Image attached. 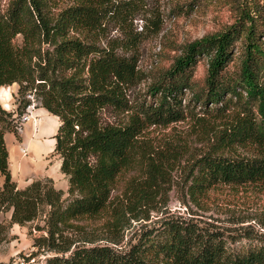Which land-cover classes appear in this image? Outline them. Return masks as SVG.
Listing matches in <instances>:
<instances>
[{
  "label": "trees",
  "instance_id": "1",
  "mask_svg": "<svg viewBox=\"0 0 264 264\" xmlns=\"http://www.w3.org/2000/svg\"><path fill=\"white\" fill-rule=\"evenodd\" d=\"M60 1L67 0H13L6 13L0 10V87L19 84L17 109L0 103V215L10 213L0 221V244L15 224L44 217L39 229L45 234L34 238L31 256L48 255L45 264H264V233L236 250L224 233L182 217H165L145 228L125 249L64 233L77 222L98 218L122 226L128 213H140L154 187L153 176L125 193V206L115 194L120 176L137 158L139 135L148 125L180 120L186 111L199 120V103L216 119L234 113L216 138L219 150L254 147L258 155L207 152L196 161L193 191L205 193L221 183L264 185V0H244L237 22L186 45L154 81L157 103L135 109L126 98L127 87L136 80L135 64L84 35L101 25L111 0H68L56 13ZM239 42L242 60L238 75H231L228 66ZM201 56L208 57L209 66L205 89L197 91L192 72ZM184 90L192 93L187 106L181 99ZM29 94L60 119L53 153L62 160L67 191L51 177L25 188L12 177L5 135L19 137L15 119L31 103ZM106 109L117 115L134 111L127 122L106 121Z\"/></svg>",
  "mask_w": 264,
  "mask_h": 264
},
{
  "label": "rangeland",
  "instance_id": "2",
  "mask_svg": "<svg viewBox=\"0 0 264 264\" xmlns=\"http://www.w3.org/2000/svg\"><path fill=\"white\" fill-rule=\"evenodd\" d=\"M12 1L0 0L2 13H6ZM70 2H58L54 11L59 13ZM243 2L244 0H111L104 11L101 25L94 32H85L84 35L96 41L100 47L114 49L135 64L136 80L126 89V98L135 109L142 104H156L158 93L152 92L154 81L172 66L186 45L205 35L223 31L237 22L239 6ZM15 41L21 44L22 37L17 36ZM241 60L242 46L239 42L235 47L234 60L228 66L231 75H238ZM208 66L206 56L199 57L194 66L192 82L197 91L205 89ZM183 93L182 103L187 106L192 93L187 90ZM37 102L38 107L40 103L38 100ZM204 109L202 103L196 105L199 120L186 111L180 120L148 125L139 135L137 158L120 176L115 194L116 201L125 206L128 202L125 193L130 192L131 187L144 186L145 180L153 176L151 183L154 187L140 213L136 216L128 213L122 226H112L108 218L77 222V227L68 228L65 235L74 239L79 236L95 239L94 244L110 243L125 249L145 228L158 224L165 217L174 216L194 220L202 226L224 233L228 246L232 249L239 250L256 243L255 235L264 233V185L221 183L205 193L193 191L191 175L194 174L196 161L207 152L218 151L228 157L258 155L254 147H228L219 150L216 138L225 127L226 119L229 120L234 113L231 110L224 117L216 119L210 117ZM133 111L117 115L112 109H106L103 119L127 122ZM56 128L58 129V123L53 119L49 120L46 132L51 133ZM16 132L20 139L22 133ZM52 147L53 139H46L45 148L49 150ZM22 148L27 149V143ZM25 151L24 156L34 153L33 150ZM55 155L57 154L46 157L50 159V164H55L59 159ZM0 181H3L2 175ZM9 217L10 213L1 214L0 221ZM44 225V217L24 226L15 224L8 238L0 244V264H45L48 255L44 254L35 255L30 262H26L34 251V238L45 234L44 229H39ZM116 233H119L118 236H115ZM111 238L119 242L114 244L110 242Z\"/></svg>",
  "mask_w": 264,
  "mask_h": 264
},
{
  "label": "crops",
  "instance_id": "3",
  "mask_svg": "<svg viewBox=\"0 0 264 264\" xmlns=\"http://www.w3.org/2000/svg\"><path fill=\"white\" fill-rule=\"evenodd\" d=\"M19 84L14 83L9 86L0 87V103L8 110H16L18 107ZM13 108H12V107ZM37 115V123L29 121L25 125V129L19 139L14 132H7L5 135L7 146L10 153V169L13 179L17 182L19 188L28 186L34 178L51 177L55 181V186L65 191L69 188V181L65 174L61 171L62 160L59 158L55 164H50V159L47 156H52L54 153L56 138L58 131L54 130L51 133L46 132L48 129V121L55 120L58 123V128L61 124L58 116L51 114L46 108L41 105L36 108L34 113ZM53 139V147L46 149V139ZM50 140V139H49ZM27 143L29 151L34 153L30 156H24L22 147ZM28 149V148H27ZM37 150V151H35ZM57 156V155H55ZM52 160V159H51ZM66 179H64V177ZM63 179H60L62 178Z\"/></svg>",
  "mask_w": 264,
  "mask_h": 264
},
{
  "label": "built area",
  "instance_id": "4",
  "mask_svg": "<svg viewBox=\"0 0 264 264\" xmlns=\"http://www.w3.org/2000/svg\"><path fill=\"white\" fill-rule=\"evenodd\" d=\"M27 97L28 99L31 100V103L26 107L23 114L17 116L15 119V124H16L15 128L20 133H23L26 123H28L29 121H34L36 123L38 117L37 115L34 114L38 103L37 99L35 98V94H29ZM30 256L27 258L26 262H30L32 258H34Z\"/></svg>",
  "mask_w": 264,
  "mask_h": 264
},
{
  "label": "bare ground",
  "instance_id": "5",
  "mask_svg": "<svg viewBox=\"0 0 264 264\" xmlns=\"http://www.w3.org/2000/svg\"><path fill=\"white\" fill-rule=\"evenodd\" d=\"M36 123H37V122H36ZM27 148H28V149H23V152H26L25 150H27V151H28V150H29V146H27Z\"/></svg>",
  "mask_w": 264,
  "mask_h": 264
}]
</instances>
